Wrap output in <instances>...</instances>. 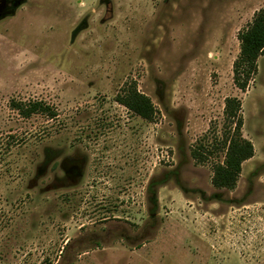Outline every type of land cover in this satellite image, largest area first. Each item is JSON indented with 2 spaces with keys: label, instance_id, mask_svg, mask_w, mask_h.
Segmentation results:
<instances>
[{
  "label": "rangeland",
  "instance_id": "1",
  "mask_svg": "<svg viewBox=\"0 0 264 264\" xmlns=\"http://www.w3.org/2000/svg\"><path fill=\"white\" fill-rule=\"evenodd\" d=\"M263 8L0 0V264H264V56L245 93L233 79ZM133 88L153 122L119 104ZM230 97L255 151L234 190L212 184L224 151L192 157L222 136Z\"/></svg>",
  "mask_w": 264,
  "mask_h": 264
},
{
  "label": "trees",
  "instance_id": "2",
  "mask_svg": "<svg viewBox=\"0 0 264 264\" xmlns=\"http://www.w3.org/2000/svg\"><path fill=\"white\" fill-rule=\"evenodd\" d=\"M238 40L240 53L233 65V79L235 86L245 93L258 74L259 59L264 56V8L259 10L253 21L239 33ZM117 98L120 105L143 120L153 122L156 115L155 106L150 98L141 94L137 88L130 89ZM12 107L24 118H30L34 114H43L51 119L58 116L53 108L43 102H13ZM242 111L240 99L236 97L227 98L225 100V123L222 136L214 139L211 143L200 145L192 152L194 160L199 163H206L209 159L207 153L212 152L213 148H220L224 151L225 160L215 163L213 166L212 184L217 189L234 190L243 164L254 157L253 144L243 136L244 117ZM153 194L150 192L151 196Z\"/></svg>",
  "mask_w": 264,
  "mask_h": 264
}]
</instances>
